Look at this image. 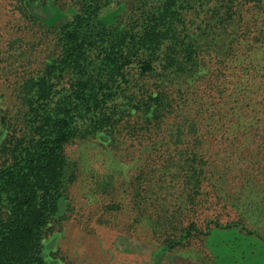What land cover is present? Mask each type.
Segmentation results:
<instances>
[{"label":"trees","instance_id":"16d2710c","mask_svg":"<svg viewBox=\"0 0 264 264\" xmlns=\"http://www.w3.org/2000/svg\"><path fill=\"white\" fill-rule=\"evenodd\" d=\"M26 1L19 7L26 18L48 17L43 3ZM114 1L73 0L75 12L50 24L53 52L44 66L17 82L18 109L0 116V264H57L44 256V239L71 209L68 185L78 170L65 145L75 139L144 144L145 163L133 176L91 169L89 182L92 192L112 195L105 212L130 206V226L150 229L156 242L152 254L192 245L195 260L226 264L223 246L209 242L215 228L264 237L235 207L264 208V186L253 180L264 175V162L248 173L244 155L247 145L250 156L264 154V126L244 131L238 146L225 126L234 120H223L198 87L213 76L219 103L232 81L228 96L239 102L238 80L260 74L264 82V0H120L127 19L105 23L100 15ZM258 89L256 109L264 112V84ZM209 134L229 139L217 152L220 164L210 160ZM233 174L243 184L229 192ZM121 189L126 197L114 196Z\"/></svg>","mask_w":264,"mask_h":264},{"label":"rangeland","instance_id":"374dc122","mask_svg":"<svg viewBox=\"0 0 264 264\" xmlns=\"http://www.w3.org/2000/svg\"><path fill=\"white\" fill-rule=\"evenodd\" d=\"M29 1L36 5L43 3L42 8L45 9L48 17L30 20L19 9L22 4L26 6V0H0V116L5 112H10L11 115L18 109L15 90L17 82L42 68L47 56L53 52L54 33L50 29L52 28L50 24L69 18L75 12L73 0ZM127 13L128 4L116 0L106 7L100 16L105 23H110L116 20H126ZM20 38L23 41L22 47H19L17 43ZM10 52L15 56L10 55ZM259 53H264V49ZM256 78L255 80L259 82L249 76L238 80L242 90L238 96L239 102L233 96H228L235 87L232 81L227 85V93L219 103L214 96L217 83L213 76L205 79L198 86L199 94L204 95L205 101L208 99L212 101V109L217 114L225 113L223 120L228 117L234 120L232 124L225 123V126L228 125L238 134V146L241 144L240 138L244 131L264 126L262 119L264 112L256 109L258 96L263 92V89H258V85H263L264 82L260 74H256ZM249 99L252 100L253 106L246 109L244 103ZM240 104L243 108L238 107ZM236 105L237 114L231 115L232 106ZM252 108H255V111ZM239 113L242 115L238 116ZM213 123L214 121H209L206 125L204 123L205 131ZM221 131L225 132L223 128ZM209 136L208 146L214 150L210 160L214 164L215 162L220 164L219 161L222 158L218 159L217 152L221 153L220 148H224L229 139L224 143H219L215 137L213 138V134ZM247 146L244 155L248 166L247 172L250 173L249 167L252 164L264 162L262 159L264 154L252 155V157L246 153L251 150ZM214 152H216L215 155ZM65 153L68 160L76 166L78 175L68 185V204L71 208L68 217L61 225H56L44 239V256L48 261L57 264H209L195 260L196 257L191 250L192 245L179 246L174 250H159L152 254L156 242L152 238L150 229L141 225L135 228L130 226L131 217L128 213L130 206H125V209L119 211L105 212L102 209L103 204L110 201L112 195L104 197L91 191L89 182L91 169L106 172L108 168L110 170L117 168L122 170V173L116 172L117 177L121 178L124 176L129 178L137 173L146 159L144 144H139L138 140L132 141L123 137H118V141H109L106 145L97 137L75 139L65 145ZM261 153H264V149ZM233 176L234 174L231 179L232 183H229L227 188L229 192L236 189L233 187L243 184L241 176L239 178ZM253 180L264 186V175L257 176ZM116 195L119 198L126 197L122 189L114 194ZM125 202H128V198ZM251 203L253 204L247 205L244 202L234 205L235 207L242 205L239 208L248 214L251 228L261 226L264 229V208H260L259 213L257 204ZM210 212L215 213V210H210ZM219 212L229 216L224 209H219ZM236 215V212L232 210L230 218ZM258 221L262 223L257 225ZM232 232L238 233L239 228H215L214 236L209 237L210 243L223 246L220 251V255H223L222 261L227 262L226 264H264V237L244 230L237 235ZM216 234L222 235L216 238ZM237 251L243 257H233L232 254ZM220 260H214V263L210 264H225L220 263Z\"/></svg>","mask_w":264,"mask_h":264}]
</instances>
